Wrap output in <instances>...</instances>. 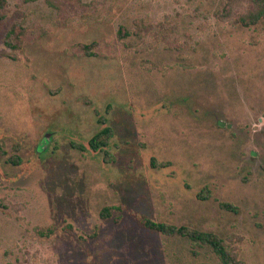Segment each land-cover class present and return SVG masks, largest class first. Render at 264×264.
Segmentation results:
<instances>
[{"label": "rangeland", "instance_id": "rangeland-1", "mask_svg": "<svg viewBox=\"0 0 264 264\" xmlns=\"http://www.w3.org/2000/svg\"><path fill=\"white\" fill-rule=\"evenodd\" d=\"M247 8L8 0L0 264H222L135 214L216 234L231 264H264V20L240 23ZM104 125L112 137L93 151Z\"/></svg>", "mask_w": 264, "mask_h": 264}, {"label": "trees", "instance_id": "trees-1", "mask_svg": "<svg viewBox=\"0 0 264 264\" xmlns=\"http://www.w3.org/2000/svg\"><path fill=\"white\" fill-rule=\"evenodd\" d=\"M228 4L231 5L235 0H227ZM248 4V8L245 12L241 13L238 17V20L243 25H255L259 21L264 20V0H244ZM8 0H0V21L5 17L6 6ZM14 31L11 29L6 36V45L9 47L14 46V41L17 38L15 34L13 37ZM98 123L104 124L105 120L100 117ZM112 137V129L108 125L102 126L98 129L93 135L88 139V145L93 151L103 150L109 143L110 138ZM80 147V146H79ZM16 161V160H15ZM205 192V193H204ZM198 197L201 199H206V191H204ZM223 207L231 209L232 206L229 203H222ZM115 207H105L104 211L107 212V215L103 212V217H107L111 214V211ZM135 217L139 223L146 229L160 232L163 234H175L181 237H186L190 241L201 242L211 248V250L218 256L222 264H231L233 262L232 256L226 250L223 241L212 232L197 231L193 229H188L185 227H177L175 225H170L164 222H157L153 219L143 216L141 214H135Z\"/></svg>", "mask_w": 264, "mask_h": 264}]
</instances>
